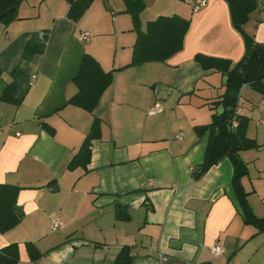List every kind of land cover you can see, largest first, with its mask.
Instances as JSON below:
<instances>
[{
    "label": "crops",
    "instance_id": "0c3cea01",
    "mask_svg": "<svg viewBox=\"0 0 264 264\" xmlns=\"http://www.w3.org/2000/svg\"><path fill=\"white\" fill-rule=\"evenodd\" d=\"M142 1V29L160 15L191 21L183 49L166 61L124 68L137 38L124 0H108L113 20L104 0H94L78 21L68 17L66 0H23L17 19L0 22V183L21 187L25 213L20 224L0 231V249L17 244V264H117L123 248L129 264H264V230L245 220L232 160L223 157L194 177L211 137L210 128L197 127L213 121L212 103L228 80L196 56L234 65L245 55L244 35L226 0H207L198 12L194 0ZM255 1L243 28L264 44V0ZM82 31L90 32L89 41H79ZM45 36L44 53L21 61L25 45ZM76 42L86 43L77 59ZM70 52L73 66L65 64ZM84 52L115 71L92 112L67 103L78 92L73 77ZM13 80L19 105L1 99ZM159 95L164 110L148 114ZM239 99L247 136L257 144L239 151L248 167L242 184L264 219V95L245 84ZM95 119L100 136L91 141L89 163L69 167ZM57 219L61 225L53 229ZM216 242L222 251L215 255ZM29 243L40 255L36 262Z\"/></svg>",
    "mask_w": 264,
    "mask_h": 264
},
{
    "label": "trees",
    "instance_id": "16d2710c",
    "mask_svg": "<svg viewBox=\"0 0 264 264\" xmlns=\"http://www.w3.org/2000/svg\"><path fill=\"white\" fill-rule=\"evenodd\" d=\"M23 0H0V14L8 11L1 19V23L8 24L17 19V10ZM69 4L67 15L74 21L80 20L94 0H66ZM230 7L234 27L244 35L246 52L243 58L236 64L230 60L213 56L198 54L196 60L205 68H214L228 76L226 90L219 100L214 101L213 109L220 106L227 108L222 114L217 111L213 114L211 124L199 126L197 129L210 128L211 137L206 150L205 159L194 173L195 178L201 177L213 164L223 157H229L234 165L233 186L238 200L244 212L247 223H253L260 230H264V219L259 218L247 201V192L242 184V177L248 172L247 164L240 158L239 151L256 147L254 140L247 136L249 118L239 114L238 101L240 90L245 84L254 85L264 95V49H259L255 39L248 34L243 26L248 20L249 14L256 7L255 0H226ZM126 9L133 20V30L137 38L133 46L132 60L125 67L142 65L147 62L168 60L184 47L185 36L189 31L191 21L178 14L160 15L147 23L146 29H142L140 14L145 7L142 0H124ZM264 45V44H260ZM46 48V36L43 41H29L22 52L21 61L28 60L35 54L44 53ZM21 72L16 67L12 74L16 78ZM114 70L106 72L100 63L90 54L84 52L77 73L73 77L78 87V92L67 102L79 106L87 111H94L102 94L113 81ZM0 69V81H1ZM1 99L5 102L19 105L22 98L17 96V81L4 85ZM63 104L58 109L62 108ZM233 120L238 124L232 128ZM42 126L51 134L55 130L47 123ZM100 136V120L95 119L90 133L85 138L78 154L73 158L69 167L78 165L87 166L91 157V141ZM21 187L14 184L0 183V231L5 232L21 223L25 215L23 208L18 204V196ZM30 256L34 262L39 258L32 244L27 245ZM128 248H123L117 264H129L131 257ZM19 261V247L10 244L0 249V264H17Z\"/></svg>",
    "mask_w": 264,
    "mask_h": 264
},
{
    "label": "built area",
    "instance_id": "2783aa9c",
    "mask_svg": "<svg viewBox=\"0 0 264 264\" xmlns=\"http://www.w3.org/2000/svg\"><path fill=\"white\" fill-rule=\"evenodd\" d=\"M207 5V0H194L192 3V10L193 12H198L200 9H202L203 7H205ZM79 41L81 42H87L90 39V32L88 31H82L78 37ZM162 97H164L163 95H159L155 101V103L153 104L152 107L149 108L148 110V114L150 115H156L160 112H162L164 110V106L162 103ZM240 98V96H239ZM240 103V99L238 101V106ZM238 112V109H237ZM238 122L237 120H233L232 122V128H234L235 126H237ZM181 134H179L180 137ZM152 184V182H151ZM61 225V220L57 219L53 222V229L58 228ZM211 251L213 254H219L222 251V245L220 242H216L212 247H211Z\"/></svg>",
    "mask_w": 264,
    "mask_h": 264
},
{
    "label": "rangeland",
    "instance_id": "374dc122",
    "mask_svg": "<svg viewBox=\"0 0 264 264\" xmlns=\"http://www.w3.org/2000/svg\"><path fill=\"white\" fill-rule=\"evenodd\" d=\"M104 2H105V4H104L105 11L107 12L105 14H108V16H110V18L113 20L114 16H113L112 12L107 9V4H106V1L105 0H104ZM91 6L88 8V10H90ZM97 18H99V16ZM85 45H86V43H78V42H76L75 46H72V49L74 51H76V57H75L76 59H77V57H79V53L83 50V48H84ZM71 52L67 55V60L65 61V64L66 65H69V66H73L74 63H75V58H73L71 56Z\"/></svg>",
    "mask_w": 264,
    "mask_h": 264
},
{
    "label": "water",
    "instance_id": "95a60500",
    "mask_svg": "<svg viewBox=\"0 0 264 264\" xmlns=\"http://www.w3.org/2000/svg\"><path fill=\"white\" fill-rule=\"evenodd\" d=\"M105 1H106L107 6H108L109 8H111V6H110L108 0H105ZM13 9H14V7H11V8H9L7 11L3 12L2 14H0V21H1V19L6 15V13H7L8 11H11V10H13ZM257 47H258L259 49H264V45H260V44H259ZM227 78H228V76L225 75V79H227ZM226 110H229V109L224 108V107H220V108L217 109V113H218V114H222V113L225 112Z\"/></svg>",
    "mask_w": 264,
    "mask_h": 264
}]
</instances>
